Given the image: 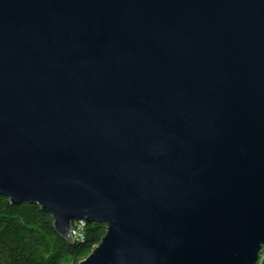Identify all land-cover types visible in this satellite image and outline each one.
Returning a JSON list of instances; mask_svg holds the SVG:
<instances>
[{"label": "water", "instance_id": "1", "mask_svg": "<svg viewBox=\"0 0 264 264\" xmlns=\"http://www.w3.org/2000/svg\"><path fill=\"white\" fill-rule=\"evenodd\" d=\"M0 194L77 264H256L264 0H0Z\"/></svg>", "mask_w": 264, "mask_h": 264}, {"label": "trees", "instance_id": "2", "mask_svg": "<svg viewBox=\"0 0 264 264\" xmlns=\"http://www.w3.org/2000/svg\"><path fill=\"white\" fill-rule=\"evenodd\" d=\"M103 222H87L82 239H65L40 205L11 203L0 194V264H77L105 233Z\"/></svg>", "mask_w": 264, "mask_h": 264}, {"label": "bare ground", "instance_id": "3", "mask_svg": "<svg viewBox=\"0 0 264 264\" xmlns=\"http://www.w3.org/2000/svg\"><path fill=\"white\" fill-rule=\"evenodd\" d=\"M73 223H76V230L79 235L77 237L75 236H70V239L76 238V239H82L84 237V232H83V227L87 223L84 219H78L73 221ZM262 250H264V243L261 244L260 250L258 252V257L261 258Z\"/></svg>", "mask_w": 264, "mask_h": 264}, {"label": "built area", "instance_id": "4", "mask_svg": "<svg viewBox=\"0 0 264 264\" xmlns=\"http://www.w3.org/2000/svg\"><path fill=\"white\" fill-rule=\"evenodd\" d=\"M68 233H69V236H75V237H77V235H79L77 233V230H76V223H73L72 222L71 227H70ZM256 264H264V250H262L261 258H257Z\"/></svg>", "mask_w": 264, "mask_h": 264}]
</instances>
